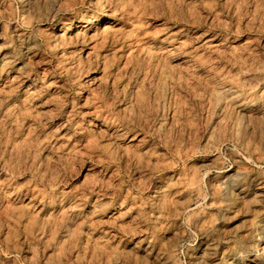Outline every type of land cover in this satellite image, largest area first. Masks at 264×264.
I'll use <instances>...</instances> for the list:
<instances>
[{
    "label": "rangeland",
    "instance_id": "rangeland-1",
    "mask_svg": "<svg viewBox=\"0 0 264 264\" xmlns=\"http://www.w3.org/2000/svg\"><path fill=\"white\" fill-rule=\"evenodd\" d=\"M263 249L264 0H0V264Z\"/></svg>",
    "mask_w": 264,
    "mask_h": 264
},
{
    "label": "bare ground",
    "instance_id": "bare-ground-1",
    "mask_svg": "<svg viewBox=\"0 0 264 264\" xmlns=\"http://www.w3.org/2000/svg\"><path fill=\"white\" fill-rule=\"evenodd\" d=\"M104 12H105V10L102 11V15H101V17L106 16V12H105V13H104ZM107 26H108V25H107ZM263 253H264V249H263Z\"/></svg>",
    "mask_w": 264,
    "mask_h": 264
}]
</instances>
